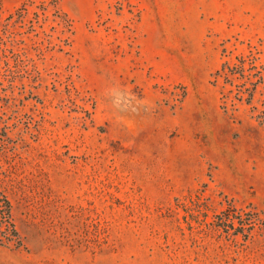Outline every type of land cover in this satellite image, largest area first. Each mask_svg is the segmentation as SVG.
<instances>
[{
    "label": "rangeland",
    "instance_id": "374dc122",
    "mask_svg": "<svg viewBox=\"0 0 264 264\" xmlns=\"http://www.w3.org/2000/svg\"><path fill=\"white\" fill-rule=\"evenodd\" d=\"M0 264H264V0H0Z\"/></svg>",
    "mask_w": 264,
    "mask_h": 264
},
{
    "label": "trees",
    "instance_id": "16d2710c",
    "mask_svg": "<svg viewBox=\"0 0 264 264\" xmlns=\"http://www.w3.org/2000/svg\"><path fill=\"white\" fill-rule=\"evenodd\" d=\"M0 206H3V215L8 222L10 219L9 204L5 197L2 195L0 196Z\"/></svg>",
    "mask_w": 264,
    "mask_h": 264
}]
</instances>
